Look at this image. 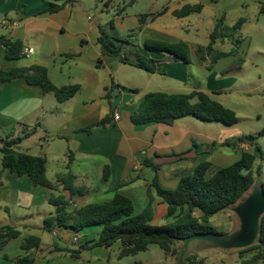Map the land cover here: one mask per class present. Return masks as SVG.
I'll list each match as a JSON object with an SVG mask.
<instances>
[{
	"label": "crops",
	"instance_id": "obj_1",
	"mask_svg": "<svg viewBox=\"0 0 264 264\" xmlns=\"http://www.w3.org/2000/svg\"><path fill=\"white\" fill-rule=\"evenodd\" d=\"M65 1L70 3L56 14L40 13L51 3L61 4ZM155 1L156 9L147 14L161 15L146 21L141 29L138 17L130 18L125 14L113 20L120 23L124 31L132 33L125 39L137 53L155 60L161 70V73L155 74L143 71V76L140 74L142 70L123 64L118 58L101 55L97 38L98 27L102 25L94 27L90 23L81 26L73 16L71 3L80 5L81 0H0V36L20 41L26 54L21 60L7 61L0 45V69L37 64L47 70L50 81L56 87L80 86L78 93L63 103H57L53 94H44L39 86H30L23 79L0 87V148L5 140L23 138L14 147H23L22 153L46 159V177L55 184V195L69 196L57 179L71 172L76 177L74 186L83 194L70 202L72 209L110 200L115 189L132 180V183L119 188L118 193L131 200L134 216L150 206V224L157 226L171 223L177 215L188 211L184 208L173 217L166 218V205L150 189L154 176L163 189L174 190L181 178L194 173L198 164L210 162L206 176L209 178L216 170L237 162L241 152H251L255 142L235 140L234 137L228 140L218 133L226 129L219 128L218 125L222 124L202 122L193 117L176 119L171 125L132 123V115L149 93L148 86L157 81L158 75L169 77L172 81L169 89L174 92L162 93L189 94L200 91L192 87L180 91L179 83L186 86V65L174 62L170 55L146 51L145 42H186L190 59L194 55L199 62L196 55L197 48L201 46L199 42H205L203 46H206L216 21L223 18L206 9L216 0ZM195 5L202 6L200 13L182 18L173 16L183 7ZM205 16L207 21L204 20ZM88 21L91 22L90 17ZM128 21L130 24H126ZM128 48L133 50L132 47ZM123 56L121 54V58ZM98 60H101L99 64ZM128 60H134L132 54ZM57 62H69L75 66L74 74L66 79L63 78V71L59 72L61 83H57L51 75V69ZM122 67L134 69L137 76L121 74ZM171 70L179 74L170 76ZM146 75L148 78L145 79ZM137 77L145 79L146 85H133ZM111 86L113 90L108 100L105 94ZM115 114L118 120L114 119ZM107 116L111 120L108 125L93 127L89 133L84 131ZM146 162L159 166V170L154 172L145 165ZM106 166L109 168V179L104 181L102 175ZM260 191L262 185L255 182L236 204L213 217L210 225L226 237L240 234L246 209L251 203L260 202ZM50 195L49 190L36 186L27 176L18 177L1 171L0 155V229L11 227L20 233L1 247L0 264H83V252L90 250L101 228L92 227L79 233L64 228L46 231L43 221L53 216L55 211L48 203ZM256 212L254 220L259 222L264 210L257 208ZM193 214L198 216L199 212ZM28 237L39 239L38 247L23 249L22 244ZM193 241L187 244L186 249ZM257 241L258 237L251 245ZM116 244L120 245L119 242Z\"/></svg>",
	"mask_w": 264,
	"mask_h": 264
},
{
	"label": "trees",
	"instance_id": "obj_2",
	"mask_svg": "<svg viewBox=\"0 0 264 264\" xmlns=\"http://www.w3.org/2000/svg\"><path fill=\"white\" fill-rule=\"evenodd\" d=\"M135 1L131 0V4ZM69 3L70 1L61 4L51 3L40 13L56 14ZM201 10V5L185 6L174 12L173 16L182 18L193 13H200ZM259 14H264V3L259 4ZM160 15H139V29L146 21ZM223 21V18L216 21L210 34L209 43L206 46L198 47L196 50L200 63L210 62L208 69L217 60L232 54V52H216L214 49L216 42L218 40L224 42L229 38L234 39L241 26L246 22L244 18H239L230 29L229 34H224ZM113 25V22L109 23L112 30L114 29ZM237 42L240 41L237 40ZM97 43L103 56L118 58L121 63L131 65L149 74L161 73L155 60L139 55L128 40L113 35L103 26L98 27ZM0 45L4 49V58L7 61H18L25 57L24 48L20 41H12L0 36ZM126 46L133 48L131 50L134 57L133 61H129L125 56ZM144 49L149 52L170 55L176 63L190 64L189 47L183 41L177 43L147 41L144 44ZM121 54L124 55L123 58H121ZM100 62L101 60H98L97 64ZM20 79L25 80L30 86H39L44 94H53L57 103H63L73 98L80 90L79 85L56 87L50 81L47 70L37 64L10 70L0 69V87ZM112 90V86L106 90V99H110ZM184 117H193L203 122L221 123L228 127L238 123V118L232 110L227 109L200 91L189 94L148 93L132 115L131 121L136 125L151 122L171 125L176 119ZM110 122V117L107 116L84 131L89 133L93 127H104ZM27 135L25 134V136ZM258 137H264V129L260 130L257 135H248L239 140L249 139L253 141ZM22 139L18 137L4 141L0 148L1 171H7L18 177L27 176L36 186H42L51 192L48 203L54 207L55 211L53 216L44 219L43 228L48 232L54 228H64L79 233L85 229L100 227L99 236L92 242L90 249L97 247L110 249L119 242L121 245L120 257L143 252L149 246L156 245L168 256L175 257L178 262L183 245L190 240L197 238L221 239L225 234L218 232L210 225L211 219L236 204L252 188L255 183V176L260 175V168L253 170L254 163L257 159L264 161V152L258 145H254L252 153L241 152L237 162L216 170L209 178L206 176L211 167L210 162L198 164L194 173L191 176L181 178L174 190L163 189L154 176L150 183V189L166 205V218L173 217L176 212H181L184 208H187L188 211L186 214L177 215L171 223L156 226L150 224V206L141 214L134 216L131 200L118 193L119 188L132 183V180L115 189L110 200L88 203L72 209L70 202L83 195L82 191L74 186L76 177L69 171L58 177L57 183L61 185L63 191L68 192L69 196L55 195L53 192H55L56 186L46 177V159L41 156L18 153L12 149ZM145 165L154 172L159 170L157 165L148 162ZM102 178L104 181L109 179L108 166L104 168ZM262 190H264V185H262ZM195 211L199 212L198 216L193 214ZM19 235V231L11 227L0 229V249L6 241L17 238ZM39 243V239L28 237L24 240L22 248L28 250L32 247H38ZM186 250L183 253L182 264H204L196 255L186 256ZM255 250L264 251V216L260 220L257 243L240 250L239 254L242 255ZM259 255H255L254 258L259 259ZM241 264H247V262L242 261Z\"/></svg>",
	"mask_w": 264,
	"mask_h": 264
},
{
	"label": "rangeland",
	"instance_id": "obj_3",
	"mask_svg": "<svg viewBox=\"0 0 264 264\" xmlns=\"http://www.w3.org/2000/svg\"><path fill=\"white\" fill-rule=\"evenodd\" d=\"M258 2L260 3L261 0H216L210 7L206 8L207 11L217 13L219 17L223 16L224 34H229L230 29L239 18H244L246 22L241 26L234 39L229 38L224 42L219 40L214 46L216 52H232L231 55L217 60L210 69H208L209 61L206 63L197 62L193 55L191 59L194 58V63L184 67L186 86L179 83L180 91H184L185 88H198L236 114L237 125L232 127L218 125L219 128H226L223 132L219 130L218 133L228 140L233 137L237 140L248 135H257L260 130L264 129V14H259ZM71 7L74 18L80 22L81 26H88L90 23L94 27L102 25L108 32L125 39L132 33L124 31L120 23L113 21L118 17V13L122 11L120 15L126 14L130 18L138 17L155 10L156 1L137 0L131 4V0H81L80 5L73 2ZM88 17H90L91 22L88 21ZM206 19L205 16L204 20L207 21ZM110 22L114 23L113 30L109 26ZM129 22L126 24H130ZM237 40L240 42L238 43ZM203 43L205 42H199L201 46L204 45ZM130 50L127 46L124 50L128 59L131 58ZM69 66H71V72H69ZM73 68L75 66L72 63L57 62L55 67L51 69L52 79L61 83L59 81L62 80V77L59 72L62 70L63 78L66 79L74 74ZM121 70V74L128 77L137 76V71L129 67H122ZM140 74L145 76L143 71ZM175 74H179L178 71L171 70L169 73L170 76ZM146 78H148L147 75ZM145 79L137 77L133 85L143 87L144 84L146 85ZM156 80L148 86L147 91L149 93L174 92V90L169 89L171 88L169 83L172 82L169 77L158 75ZM16 135L18 136V134ZM253 142H255L253 146L258 145L264 152V137H258ZM12 149L18 153L24 151L23 147L18 146ZM252 152L253 148L250 153ZM258 168H260V175L255 176V182L264 185V161L260 159L255 161L253 170ZM257 237L258 233L255 237L252 236L253 243ZM221 240L229 245L236 244L235 235L223 236ZM93 249L94 251H92ZM93 249L83 252L81 260L83 264H178L175 257H169L156 245L149 246L146 251L124 257H120V245L118 244L110 250L102 247ZM242 249L230 250L216 243L195 240L188 246L186 256L196 255L204 264H241L242 261H246L247 264H264V251L255 250L240 255L239 251ZM257 254H260L259 259L254 258Z\"/></svg>",
	"mask_w": 264,
	"mask_h": 264
},
{
	"label": "water",
	"instance_id": "obj_4",
	"mask_svg": "<svg viewBox=\"0 0 264 264\" xmlns=\"http://www.w3.org/2000/svg\"><path fill=\"white\" fill-rule=\"evenodd\" d=\"M259 199H260V202L259 201L253 202L246 209V217H244L242 219L241 232H240V234L235 235L236 244L229 245V244H226L221 239L197 238V239H193V240H204V241H208L210 243H216L219 246L227 247V249H230V250H232V249H242V248L250 246L253 243L252 242V236L254 235V237H255L257 235V233L259 235L260 221L258 222V220H254V216L259 212L258 211V212L255 213V210L257 208H261V211L264 210V209H262V207H264V190L260 191ZM257 203L260 204V205L259 206L256 205ZM252 217H253V219H252ZM250 219H252L251 222H250ZM193 240H190L189 242H191ZM189 242H187V243H185L183 245L182 252L180 254L178 264H182L183 253H184V251L186 249V246H187V244Z\"/></svg>",
	"mask_w": 264,
	"mask_h": 264
},
{
	"label": "built area",
	"instance_id": "obj_5",
	"mask_svg": "<svg viewBox=\"0 0 264 264\" xmlns=\"http://www.w3.org/2000/svg\"><path fill=\"white\" fill-rule=\"evenodd\" d=\"M25 55H26V54H25ZM114 119H115V120H118V119H119L118 115L115 114ZM74 241H76V238H74Z\"/></svg>",
	"mask_w": 264,
	"mask_h": 264
}]
</instances>
